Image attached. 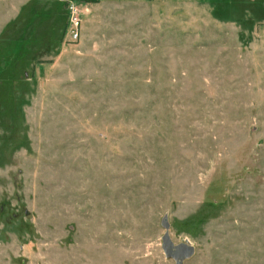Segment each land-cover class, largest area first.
<instances>
[{"label":"rangeland","instance_id":"374dc122","mask_svg":"<svg viewBox=\"0 0 264 264\" xmlns=\"http://www.w3.org/2000/svg\"><path fill=\"white\" fill-rule=\"evenodd\" d=\"M164 217L264 264V0H0V264H174Z\"/></svg>","mask_w":264,"mask_h":264},{"label":"water","instance_id":"95a60500","mask_svg":"<svg viewBox=\"0 0 264 264\" xmlns=\"http://www.w3.org/2000/svg\"><path fill=\"white\" fill-rule=\"evenodd\" d=\"M162 226L165 232L162 236V250L166 257L174 260V264H183V261L190 258L194 254V247L184 242L174 244L169 237V224L166 217L162 219Z\"/></svg>","mask_w":264,"mask_h":264},{"label":"built area","instance_id":"2783aa9c","mask_svg":"<svg viewBox=\"0 0 264 264\" xmlns=\"http://www.w3.org/2000/svg\"><path fill=\"white\" fill-rule=\"evenodd\" d=\"M75 4L73 2H68V9L70 10V17L68 20L67 33L69 35V40L76 41L80 36V18L76 16L77 13Z\"/></svg>","mask_w":264,"mask_h":264}]
</instances>
